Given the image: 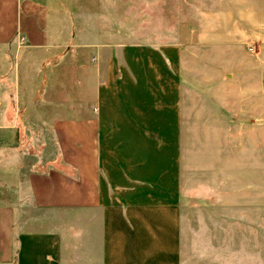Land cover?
Wrapping results in <instances>:
<instances>
[{"label": "crops", "instance_id": "1", "mask_svg": "<svg viewBox=\"0 0 264 264\" xmlns=\"http://www.w3.org/2000/svg\"><path fill=\"white\" fill-rule=\"evenodd\" d=\"M249 7L185 43L116 38L131 13L115 0H0V264H194L185 139H242L243 113L264 117V9ZM35 121L52 137L24 139Z\"/></svg>", "mask_w": 264, "mask_h": 264}, {"label": "rangeland", "instance_id": "2", "mask_svg": "<svg viewBox=\"0 0 264 264\" xmlns=\"http://www.w3.org/2000/svg\"><path fill=\"white\" fill-rule=\"evenodd\" d=\"M250 4L258 12L264 9V0H115L116 9L131 13L115 17L127 23L123 29L116 27L115 35L120 40L178 38L187 43L206 29L233 32ZM195 66L202 70L201 63ZM188 70L194 67L184 66ZM243 114L242 139H234L230 127L185 139L184 151L192 159L184 167L181 191L184 263L236 264L245 262L252 250H258L259 260L264 258V117H259L258 127H250V112ZM34 123L23 131L24 139L52 137V129ZM28 150L26 144L19 148L24 154Z\"/></svg>", "mask_w": 264, "mask_h": 264}, {"label": "built area", "instance_id": "3", "mask_svg": "<svg viewBox=\"0 0 264 264\" xmlns=\"http://www.w3.org/2000/svg\"><path fill=\"white\" fill-rule=\"evenodd\" d=\"M21 42L25 43V38L24 37L21 38Z\"/></svg>", "mask_w": 264, "mask_h": 264}]
</instances>
